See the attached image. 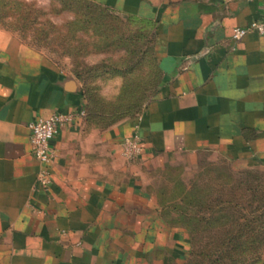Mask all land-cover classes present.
I'll return each mask as SVG.
<instances>
[{
	"label": "crops",
	"instance_id": "obj_1",
	"mask_svg": "<svg viewBox=\"0 0 264 264\" xmlns=\"http://www.w3.org/2000/svg\"><path fill=\"white\" fill-rule=\"evenodd\" d=\"M91 1L154 22L163 82L139 117L62 127L44 189L29 123L87 100L77 76L0 26V264L182 262L189 232L165 214L144 167L209 151L264 169V35L233 38L262 18L264 0ZM137 130L144 151L127 162L121 144Z\"/></svg>",
	"mask_w": 264,
	"mask_h": 264
},
{
	"label": "rangeland",
	"instance_id": "obj_2",
	"mask_svg": "<svg viewBox=\"0 0 264 264\" xmlns=\"http://www.w3.org/2000/svg\"><path fill=\"white\" fill-rule=\"evenodd\" d=\"M16 1L25 4L19 6ZM106 14L115 28L106 30L103 22L99 29L95 25L80 28L81 25L73 23L75 14L59 0H0V26L16 31L77 76L82 82L83 94L86 91L87 98L94 97L105 113L117 115L116 112L131 103L142 102L139 113L119 121L139 117L163 82L156 50L157 28L141 17L115 12ZM144 171L151 188L156 193L167 191V197L172 196L178 176L188 190L185 197L179 196L182 207L190 202L191 194L196 202L214 204L219 199L221 203L217 205L224 207L220 210L215 206L214 211L197 204L193 206V214L207 217L210 226L202 219L195 221V227L200 228L194 234L188 231L191 238L189 256L172 264H191L193 253L204 252L223 238L233 239L235 243L216 248L230 255L217 264H254L262 258L264 169L237 168L207 151L196 162L150 163ZM205 224L209 230L202 229ZM216 255L220 254L214 257ZM215 263V260L206 262Z\"/></svg>",
	"mask_w": 264,
	"mask_h": 264
},
{
	"label": "trees",
	"instance_id": "obj_3",
	"mask_svg": "<svg viewBox=\"0 0 264 264\" xmlns=\"http://www.w3.org/2000/svg\"><path fill=\"white\" fill-rule=\"evenodd\" d=\"M16 2L19 3V6H24L23 4H25L22 1H16ZM59 2L63 4L64 6H66L68 10H71L72 13L75 14L76 19L73 23L78 24L79 26L81 25L80 28H84L85 25L87 26L95 25V27H97L96 29H99V27L101 26L100 22H103L102 27L105 28L106 30L111 27L115 28V25H113L111 22H108V19L106 18L107 17L106 13H110V12L114 13L108 7L95 3L91 0H59ZM144 21L149 25L154 24V22L150 19L144 18ZM84 93H85L84 96L87 100V111H88L86 119L93 123L98 124L99 126L103 128H107L115 124L121 118L125 116L134 115L136 113H139L143 106L142 102L141 103L140 102L131 103L132 105H128L124 109L122 108L121 111L116 112L118 113L117 115L107 114L102 110L101 107H99L96 104V100L94 99V97L87 98L86 91H84ZM108 118H109V121H105ZM175 181H176V184L175 186H173L172 196L167 197L168 192L164 190H161L160 192L157 193L160 203L165 208V214L168 216H173L172 217L173 223L184 226L190 233L194 234L200 228V227L199 228L195 227V221L197 220L199 221L200 219H202L204 223H208L209 221L207 217H204L205 218L204 219L202 217L197 216L196 214H193L192 208L195 204L200 205L201 207H205L207 209L210 208L209 210H214V211H215V206H217V208L220 210H222L221 208H224V207L217 205L221 203V200L219 199H216L214 201V204H210L206 202L202 203L200 201L196 202L194 200V195L192 194L190 195L191 197L188 199V201H190L187 204L188 206L186 205L185 207H182V205L179 204V196L186 195L188 190H187V187L183 184V182L179 181L178 176ZM181 198L186 200V198H183V197ZM192 199L194 201H191ZM207 225L205 224L204 226H202L203 228L202 227L201 228L202 229L205 228L206 230H209L210 224L209 226ZM218 243L219 244H215L214 247L213 246L209 247L204 252L201 251L198 253H193L191 264H203V263L206 264L208 260H215L216 261L215 264H217L218 262H224L225 260H227L230 255L228 256L224 254L223 251L216 250V248L221 244L226 245L227 243L229 244L235 243V241L233 239L223 238L221 242H218ZM215 254H220V255H216L214 257Z\"/></svg>",
	"mask_w": 264,
	"mask_h": 264
},
{
	"label": "built area",
	"instance_id": "obj_4",
	"mask_svg": "<svg viewBox=\"0 0 264 264\" xmlns=\"http://www.w3.org/2000/svg\"><path fill=\"white\" fill-rule=\"evenodd\" d=\"M251 32L264 35V12L261 19L254 20L246 26L234 27L233 38L240 41ZM87 114V107L83 106L80 109L67 112L57 111L49 117H39L29 123L33 155L41 165L38 182L42 188L48 189L52 182L50 171V165L53 160L52 140L62 127L73 124L76 121L85 120ZM121 146V155L125 159L133 160L140 157L144 151L143 139L140 132L137 130L125 137Z\"/></svg>",
	"mask_w": 264,
	"mask_h": 264
}]
</instances>
